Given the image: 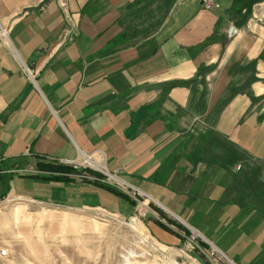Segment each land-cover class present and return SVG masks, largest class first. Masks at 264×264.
<instances>
[{
    "label": "crops",
    "instance_id": "1",
    "mask_svg": "<svg viewBox=\"0 0 264 264\" xmlns=\"http://www.w3.org/2000/svg\"><path fill=\"white\" fill-rule=\"evenodd\" d=\"M200 1L66 0L62 42L55 0H0V171H22L0 193L129 217L105 186L22 176L90 155L142 196L163 264H264L260 0Z\"/></svg>",
    "mask_w": 264,
    "mask_h": 264
},
{
    "label": "rangeland",
    "instance_id": "2",
    "mask_svg": "<svg viewBox=\"0 0 264 264\" xmlns=\"http://www.w3.org/2000/svg\"><path fill=\"white\" fill-rule=\"evenodd\" d=\"M109 182L113 184L106 185L137 205L129 217L0 193V249L6 250L0 264H163L161 251L140 221L145 216H135L142 212V196L117 181ZM214 256L227 264L213 252Z\"/></svg>",
    "mask_w": 264,
    "mask_h": 264
},
{
    "label": "built area",
    "instance_id": "3",
    "mask_svg": "<svg viewBox=\"0 0 264 264\" xmlns=\"http://www.w3.org/2000/svg\"><path fill=\"white\" fill-rule=\"evenodd\" d=\"M56 5L59 9V11L62 14L63 17V26L61 29V41H72L76 35H77V30H76V22H75V18L74 15L72 13H70L67 9V3L66 0H55ZM200 5L203 9H210L213 6V2L212 0H201L200 1ZM252 24H257V23H261L264 21V0H260L257 1L254 6H253V10H252V14L250 16V20ZM4 36V31H0V38L2 39ZM84 157L86 158H93L90 155H81L80 157L75 158L74 160H54L50 157H44V160L47 163H51V164H60V165H65L68 166L72 169L73 177H77V178H81L84 180H89V181H97L100 182L102 184H113L112 182H109L110 180L112 181H116L111 179L109 176H112L114 178H116L115 176H113L111 173H109L108 171H106L105 167H93L91 166L89 163H85L84 162ZM101 161V160H100ZM102 162V161H101ZM103 163V162H102ZM239 169V165L235 166V170ZM18 172L22 173V171H18V170H11V171H0V174H9V175H18ZM93 172H96L99 174L96 175ZM36 174H46L49 175L48 172H41V171H35ZM188 241L190 243V248H196L198 249V245L197 243L194 241L193 236H190L188 238ZM209 256H212V252L208 253ZM6 256V250L5 249H0V258ZM172 264V263H171Z\"/></svg>",
    "mask_w": 264,
    "mask_h": 264
},
{
    "label": "trees",
    "instance_id": "4",
    "mask_svg": "<svg viewBox=\"0 0 264 264\" xmlns=\"http://www.w3.org/2000/svg\"><path fill=\"white\" fill-rule=\"evenodd\" d=\"M36 170L37 171H41V172H48L49 175H22V176H26V177H40V178H46V179H51V180H69L71 179V177H67V174H73V171L70 167L65 166V165H60V164H50V163H42V162H38L36 163ZM12 176H9L8 179H10ZM0 179H1V175H0ZM102 186H105L108 189H112V187L108 186V185H103L100 184ZM5 195V194H3ZM158 213H160V211H158ZM178 227H181L178 225ZM184 232H187L184 228H183Z\"/></svg>",
    "mask_w": 264,
    "mask_h": 264
},
{
    "label": "bare ground",
    "instance_id": "5",
    "mask_svg": "<svg viewBox=\"0 0 264 264\" xmlns=\"http://www.w3.org/2000/svg\"><path fill=\"white\" fill-rule=\"evenodd\" d=\"M83 160L85 163H89L93 167H98V166H100L102 168L104 167L103 163L98 158H90L89 159V158L84 157ZM96 161H97V163H96ZM109 177L113 180H116V178H114L112 176H109Z\"/></svg>",
    "mask_w": 264,
    "mask_h": 264
},
{
    "label": "water",
    "instance_id": "6",
    "mask_svg": "<svg viewBox=\"0 0 264 264\" xmlns=\"http://www.w3.org/2000/svg\"><path fill=\"white\" fill-rule=\"evenodd\" d=\"M234 31V29L231 27V26H229L228 27V29H227V34H231L232 32ZM159 206V205H158ZM164 210V209H163ZM186 228H188L186 225H184ZM189 229V228H188ZM190 230V229H189ZM191 231V230H190ZM192 233H193V231H191ZM193 234H195V233H193Z\"/></svg>",
    "mask_w": 264,
    "mask_h": 264
}]
</instances>
